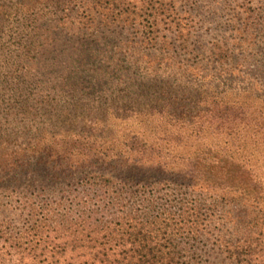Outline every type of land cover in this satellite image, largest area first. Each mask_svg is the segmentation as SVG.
I'll return each instance as SVG.
<instances>
[{
	"label": "trees",
	"instance_id": "obj_1",
	"mask_svg": "<svg viewBox=\"0 0 264 264\" xmlns=\"http://www.w3.org/2000/svg\"><path fill=\"white\" fill-rule=\"evenodd\" d=\"M47 1L0 0V208L18 187L44 191L20 205L31 225H0V264H256L264 45L262 78L227 86L233 56L213 44L220 75L192 81L194 66L146 51L157 32L111 28L123 1L87 0L77 14ZM16 129L39 137L15 148Z\"/></svg>",
	"mask_w": 264,
	"mask_h": 264
},
{
	"label": "rangeland",
	"instance_id": "obj_2",
	"mask_svg": "<svg viewBox=\"0 0 264 264\" xmlns=\"http://www.w3.org/2000/svg\"><path fill=\"white\" fill-rule=\"evenodd\" d=\"M41 7L48 4L47 0H38ZM71 9L75 14L82 9L78 7L85 4L87 0H70ZM123 1V17L125 20L111 26L116 33L122 35L132 34L135 31L152 30L159 35L157 50H146L154 55L161 52L162 62L171 64L174 70H179V65L194 66L196 70L190 74L192 81L200 80L201 74L220 75L215 71L214 64L207 59V48L217 44L221 50H228V54L233 56L226 66L232 69V78H228L226 85H235L234 81L241 80L244 85L247 81L254 82L258 78V66L262 60L264 45V0H121ZM156 9L163 10L162 15L156 13ZM44 11V9H43ZM59 16L69 15V12L57 10ZM72 12V14H73ZM106 13V12H105ZM92 15V14H91ZM100 18L101 15H93ZM96 20L94 24L97 23ZM155 22L154 25H146ZM259 24L260 28L259 30ZM173 33V38H171ZM131 38V35H128ZM164 40L165 43L161 42ZM161 42V44H160ZM225 45V46H224ZM218 52V51H217ZM220 52V51H219ZM198 70L201 71L199 74ZM218 78L224 79V76ZM42 129L40 141L48 142L52 140L50 136L44 135V123L37 125ZM39 137L36 130L26 132L16 129L12 135V143L15 148L30 143L35 144ZM34 138L33 141H28ZM105 139V140H109ZM56 142L59 138H54ZM98 144L104 139H97ZM61 143V142H60ZM108 144V143H107ZM127 157L126 155H123ZM16 193L13 192L11 209L3 211L0 208V220L6 218V224L0 225L10 229L14 227L23 229L26 225L32 224L30 216L22 213L21 206L29 199L38 201L43 199L44 191L41 189H25L18 187ZM38 198H34V197ZM5 195L0 197V203H7ZM28 201L27 204L36 203ZM38 204V202H37ZM17 206H20L19 208ZM33 214V213H32ZM256 264H264V249L258 247L256 250Z\"/></svg>",
	"mask_w": 264,
	"mask_h": 264
}]
</instances>
